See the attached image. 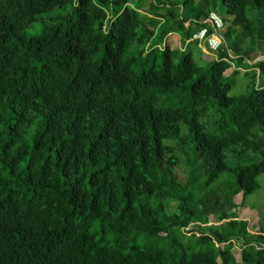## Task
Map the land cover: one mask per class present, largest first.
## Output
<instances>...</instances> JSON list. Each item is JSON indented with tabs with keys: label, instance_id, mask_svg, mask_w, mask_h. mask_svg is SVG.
I'll return each mask as SVG.
<instances>
[{
	"label": "trees",
	"instance_id": "16d2710c",
	"mask_svg": "<svg viewBox=\"0 0 264 264\" xmlns=\"http://www.w3.org/2000/svg\"><path fill=\"white\" fill-rule=\"evenodd\" d=\"M184 1L178 20L131 0H0V264H264V225L234 201L264 174V61L245 94L226 75L264 44V0ZM219 3L217 60L196 64L198 40L160 47L212 33Z\"/></svg>",
	"mask_w": 264,
	"mask_h": 264
},
{
	"label": "rangeland",
	"instance_id": "374dc122",
	"mask_svg": "<svg viewBox=\"0 0 264 264\" xmlns=\"http://www.w3.org/2000/svg\"><path fill=\"white\" fill-rule=\"evenodd\" d=\"M184 0H131V4L133 6H143V8H145L146 10H141V12H147L149 11L148 9H150V7L152 6V10H150L152 13H159V14H167L170 13V17L174 18V14L176 16V19H180L181 18V14L183 13V8L185 6L184 4ZM201 2V0H197L196 4L198 5ZM186 12H185V16H188V12H189V8L192 7L191 5H186ZM192 9V8H191ZM149 11V12H150ZM214 13H217L221 19L223 20V29L220 32V35L223 39V37H225V34L228 30L230 21H232V19L226 18V16H224L225 14H227L226 8L219 3L215 9V11H212ZM55 14L58 15H64L67 13L66 9H62V10H58L56 12H54ZM54 13H51V16L54 15ZM224 17H223V16ZM226 19V20H225ZM165 21V19H163L162 21H160V23L155 22L152 24V27L157 30L160 28V26L163 24V22ZM169 22L173 23V19L169 18ZM168 22V24H169ZM193 21H186V28H194L196 26V24H193V26L191 25ZM167 24V25H168ZM40 24L39 23H35L32 26H30L27 31L30 34H37L40 31L39 28ZM192 26V27H191ZM243 31V29L241 27L236 28L234 30V36L241 34ZM176 35H178L179 37H177L176 35L168 36L167 39H165L162 43V45L160 47H165L167 42L168 44L173 48V49H177L179 51H183L186 49V29L183 30H179V32H175ZM181 37L184 38V40L181 39ZM195 38L192 37L189 41H193ZM157 41L161 42L160 37L157 38ZM199 43H206V48L208 50L209 53H212L214 55H217L218 51H214L213 49H211V47L209 46V44L206 41H199ZM225 44V38L222 41V44ZM196 44H192L191 45V49L193 51V56H194V60L196 62V64L198 66H203V67H207L209 62L208 61H212V59H214V57L212 56H208L205 59H202V57L200 56V54L198 53V51L196 50ZM149 49V48H147ZM262 52H260L261 55V59L260 60H264V44L261 47ZM235 57V56H233ZM259 60V61H260ZM237 58L235 57L233 62L237 63ZM256 62V61H255ZM254 63V62H253ZM251 66L248 65V63H244L243 69L244 71L241 72V74L239 76H237L236 78H234L235 81V85L232 89V91L230 92L231 96H239L242 94L247 93V91L249 90V84H250V77L248 75L245 74V72L247 70H251L249 69ZM235 70V68L232 66L231 69L229 70V72H226V75H230L233 71ZM177 175L179 177V179L183 182H187L188 180V176H189V169H188V164L187 162L184 163V165L178 166L177 169ZM229 176V174H225L221 177V179L218 181V183H220V181H224V179H226ZM205 179V175L203 176ZM258 183H259V187L257 189V191H255L253 194L248 195L245 198V202L244 205L241 206L242 200H243V194L240 193L238 194L236 197H234V201L236 203V205L238 206V214H240V219L242 220H246L249 223L248 229L250 232H257L256 230H260V225L263 224L264 225V174H261L258 177ZM217 185V184H216ZM178 210V203L176 201H169V206H168V212L170 214L172 213H177ZM227 219L224 221L226 222ZM261 222V223H260ZM211 225V224H210ZM216 225H221L220 223H217ZM192 229L190 228L191 231ZM188 239L186 238V241ZM193 241H196V238L193 239ZM236 248L234 249V256L235 258H237L238 260H241L242 254H241V247L243 245L242 241H236ZM242 244V245H241ZM218 246V245H217ZM220 247H223V245H219ZM240 247V249H238ZM249 249V248H248ZM240 263V262H239Z\"/></svg>",
	"mask_w": 264,
	"mask_h": 264
},
{
	"label": "built area",
	"instance_id": "2783aa9c",
	"mask_svg": "<svg viewBox=\"0 0 264 264\" xmlns=\"http://www.w3.org/2000/svg\"><path fill=\"white\" fill-rule=\"evenodd\" d=\"M205 22L209 24V26L213 29V32L209 33V29L204 28L193 36L195 38L194 40L206 41L211 49L219 51V49L224 45V43L222 44L224 37L222 39L220 35L224 26L223 20L217 13L211 12Z\"/></svg>",
	"mask_w": 264,
	"mask_h": 264
},
{
	"label": "crops",
	"instance_id": "0c3cea01",
	"mask_svg": "<svg viewBox=\"0 0 264 264\" xmlns=\"http://www.w3.org/2000/svg\"><path fill=\"white\" fill-rule=\"evenodd\" d=\"M223 16V15H222ZM224 16H226V18H229V19H233V17H231V16H229L228 14H225ZM223 16V17H224ZM226 20V19H225ZM189 21H193V18L191 19V20H189ZM187 24V23H186ZM185 24V25H186ZM191 25L193 26V24L191 23ZM191 26V27H192ZM196 28V26L193 28V29H195ZM192 29V28H191ZM171 35H173V34H171ZM171 35H169V36H171ZM176 35V33L174 32V36ZM177 37H179L178 35H176ZM181 39H182V37H181ZM186 48L188 47V45H190V43H191V41H189V39H186ZM194 44H196V50L198 51V53L200 54V56L202 57V59H205L206 60V57H208V56H212V57H214V59H212V61H214V60H217L218 59V54L217 55H214V54H212V53H209L208 52V50H207V46H206V43H199L198 41H196ZM260 52H262V49L260 48V49H258V50H256L253 54H252V56H251V60H245V61H243L242 63H248V64H250V65H253L254 63H257V62H260V61H264V60H260L261 58V55H260ZM260 60V61H259ZM256 61V62H255ZM208 62H211V61H208ZM254 62V63H253ZM231 64H232V66L235 68V69H240L241 71H244V69H243V67H237V64L236 63H234V62H231ZM231 66V67H232ZM231 67L227 70V72H229V70L231 69ZM253 70V69H252ZM257 232H251L252 234H260V230H256Z\"/></svg>",
	"mask_w": 264,
	"mask_h": 264
}]
</instances>
